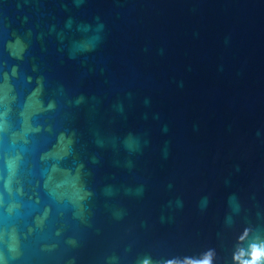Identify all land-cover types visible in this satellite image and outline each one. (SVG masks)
Wrapping results in <instances>:
<instances>
[{
  "label": "water",
  "instance_id": "obj_1",
  "mask_svg": "<svg viewBox=\"0 0 264 264\" xmlns=\"http://www.w3.org/2000/svg\"><path fill=\"white\" fill-rule=\"evenodd\" d=\"M0 264H264V0H0Z\"/></svg>",
  "mask_w": 264,
  "mask_h": 264
}]
</instances>
